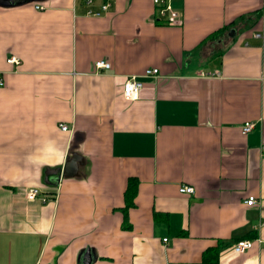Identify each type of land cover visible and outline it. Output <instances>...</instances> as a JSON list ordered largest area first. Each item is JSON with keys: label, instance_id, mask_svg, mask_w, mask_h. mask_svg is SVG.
Instances as JSON below:
<instances>
[{"label": "crops", "instance_id": "0c3cea01", "mask_svg": "<svg viewBox=\"0 0 264 264\" xmlns=\"http://www.w3.org/2000/svg\"><path fill=\"white\" fill-rule=\"evenodd\" d=\"M172 4L173 24L152 0L0 5V264H264V0Z\"/></svg>", "mask_w": 264, "mask_h": 264}, {"label": "built area", "instance_id": "2783aa9c", "mask_svg": "<svg viewBox=\"0 0 264 264\" xmlns=\"http://www.w3.org/2000/svg\"><path fill=\"white\" fill-rule=\"evenodd\" d=\"M85 4L90 7L94 0H84ZM153 5L157 8L160 19L168 23H176L180 20L181 14L176 10L172 4V0H152ZM38 8V7H37ZM110 4L105 2L101 5L99 10L88 9L87 16L91 17H102L108 13ZM256 37H261V34H256ZM8 64L19 65L21 63L20 59L16 56H11L7 59ZM94 69L100 71L103 69H110L111 64L106 60H99L94 62ZM159 69L157 68H148L142 74L143 77H155L159 75ZM205 73H201V76H205ZM140 75H132L126 78V81L123 86V94L125 98L130 100H136L139 98V94L143 89L144 83L140 80ZM4 86V81L0 75V87ZM256 128V124L253 121H246L241 128V133L247 135ZM63 131H67L68 127L65 124L61 125ZM264 156V150L262 152ZM180 193L184 194H194L195 188L193 186L184 185L179 188ZM47 195H43V191L38 187H31L26 190V200L29 202H34L40 200L42 203H46ZM255 203V198L252 196L247 201L244 202L247 206H252ZM167 242V238L163 240ZM254 246L253 240L250 239H241L233 244V249L236 253H245L249 250H252Z\"/></svg>", "mask_w": 264, "mask_h": 264}, {"label": "trees", "instance_id": "16d2710c", "mask_svg": "<svg viewBox=\"0 0 264 264\" xmlns=\"http://www.w3.org/2000/svg\"><path fill=\"white\" fill-rule=\"evenodd\" d=\"M232 29L227 31V28H223L213 34L210 35L209 38H207V40H205V42L202 44L203 46L206 45L207 43L210 42V45L214 42H216L220 36V34H222L223 32L227 31V34L229 35ZM202 45L200 48H202ZM137 190H138V182L137 180L131 178L128 180L127 183V188L125 191V206L122 208V212L124 214V220L127 221L128 220V211L134 207L135 205V198L137 195ZM154 218L155 220H160V221H168V217L162 213L159 212H155L154 213Z\"/></svg>", "mask_w": 264, "mask_h": 264}, {"label": "water", "instance_id": "95a60500", "mask_svg": "<svg viewBox=\"0 0 264 264\" xmlns=\"http://www.w3.org/2000/svg\"><path fill=\"white\" fill-rule=\"evenodd\" d=\"M10 1H12V0H0V5L8 6V5H10ZM234 33H235L234 30H231L229 36H233ZM84 259H85L84 260V264H90L91 257H90V252L89 251L86 252Z\"/></svg>", "mask_w": 264, "mask_h": 264}, {"label": "rangeland", "instance_id": "374dc122", "mask_svg": "<svg viewBox=\"0 0 264 264\" xmlns=\"http://www.w3.org/2000/svg\"><path fill=\"white\" fill-rule=\"evenodd\" d=\"M214 51V50H213Z\"/></svg>", "mask_w": 264, "mask_h": 264}]
</instances>
